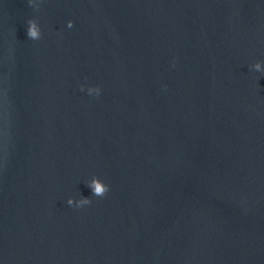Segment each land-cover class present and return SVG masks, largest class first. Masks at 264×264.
<instances>
[{"label": "water", "instance_id": "obj_1", "mask_svg": "<svg viewBox=\"0 0 264 264\" xmlns=\"http://www.w3.org/2000/svg\"><path fill=\"white\" fill-rule=\"evenodd\" d=\"M0 264H264V0H0Z\"/></svg>", "mask_w": 264, "mask_h": 264}, {"label": "clouds", "instance_id": "obj_2", "mask_svg": "<svg viewBox=\"0 0 264 264\" xmlns=\"http://www.w3.org/2000/svg\"><path fill=\"white\" fill-rule=\"evenodd\" d=\"M28 35L30 37H35L36 36V31H35L34 26L29 29ZM257 67H259V66L257 65ZM81 90H83V88ZM92 91H95L96 95H99L100 92H101V89L99 87H97L95 89H91L90 93ZM94 187H95V194L98 195V196H104L109 191V186L101 187V185L98 182H94ZM68 203L69 204H73L74 202L72 200H69ZM79 203L81 205H83V204H90L91 202L89 200L85 199V200H81Z\"/></svg>", "mask_w": 264, "mask_h": 264}]
</instances>
